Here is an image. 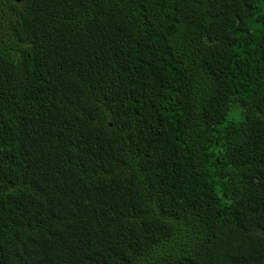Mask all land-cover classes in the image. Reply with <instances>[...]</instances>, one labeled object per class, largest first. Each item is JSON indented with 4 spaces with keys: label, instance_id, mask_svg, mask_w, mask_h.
<instances>
[{
    "label": "trees",
    "instance_id": "trees-1",
    "mask_svg": "<svg viewBox=\"0 0 264 264\" xmlns=\"http://www.w3.org/2000/svg\"><path fill=\"white\" fill-rule=\"evenodd\" d=\"M0 264H264V0H0Z\"/></svg>",
    "mask_w": 264,
    "mask_h": 264
},
{
    "label": "water",
    "instance_id": "water-1",
    "mask_svg": "<svg viewBox=\"0 0 264 264\" xmlns=\"http://www.w3.org/2000/svg\"><path fill=\"white\" fill-rule=\"evenodd\" d=\"M16 1H19V0H16Z\"/></svg>",
    "mask_w": 264,
    "mask_h": 264
}]
</instances>
